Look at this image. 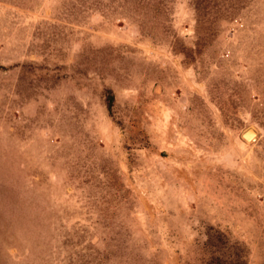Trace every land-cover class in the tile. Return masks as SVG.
<instances>
[{
	"label": "rangeland",
	"instance_id": "374dc122",
	"mask_svg": "<svg viewBox=\"0 0 264 264\" xmlns=\"http://www.w3.org/2000/svg\"><path fill=\"white\" fill-rule=\"evenodd\" d=\"M0 264H264V0H0Z\"/></svg>",
	"mask_w": 264,
	"mask_h": 264
},
{
	"label": "trees",
	"instance_id": "16d2710c",
	"mask_svg": "<svg viewBox=\"0 0 264 264\" xmlns=\"http://www.w3.org/2000/svg\"><path fill=\"white\" fill-rule=\"evenodd\" d=\"M114 101H115V97L112 93H109L108 95V106H109V109L111 110L114 106Z\"/></svg>",
	"mask_w": 264,
	"mask_h": 264
},
{
	"label": "water",
	"instance_id": "95a60500",
	"mask_svg": "<svg viewBox=\"0 0 264 264\" xmlns=\"http://www.w3.org/2000/svg\"><path fill=\"white\" fill-rule=\"evenodd\" d=\"M251 131H252V130H249L247 133H249V132H251ZM247 133H246V134H247ZM245 138H246V137H245ZM246 139H247V138H246ZM250 140H253V138H252V139H250Z\"/></svg>",
	"mask_w": 264,
	"mask_h": 264
}]
</instances>
